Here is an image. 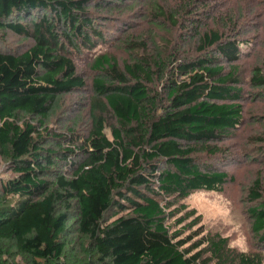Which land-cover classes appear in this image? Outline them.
Masks as SVG:
<instances>
[{"label": "trees", "instance_id": "trees-1", "mask_svg": "<svg viewBox=\"0 0 264 264\" xmlns=\"http://www.w3.org/2000/svg\"><path fill=\"white\" fill-rule=\"evenodd\" d=\"M103 1L122 0H0V33L29 40L0 50V156L13 173L0 180V264L16 256L28 264H260L259 255L204 232L184 203L194 190L221 192L228 180L199 155L216 153V143L242 124L235 36L198 30L201 54L175 70L173 77L187 76L169 81L166 99L149 86L165 71L162 58L121 68L96 54L91 67L99 76L81 141L47 127L59 97L87 87L75 53L104 40L91 11L106 10ZM150 12L155 20L166 14L161 6ZM250 81L263 91L259 66ZM105 112L114 119L110 135ZM248 199L258 202L247 208L252 231L264 237L259 179ZM77 244L83 254L73 255Z\"/></svg>", "mask_w": 264, "mask_h": 264}, {"label": "rangeland", "instance_id": "rangeland-1", "mask_svg": "<svg viewBox=\"0 0 264 264\" xmlns=\"http://www.w3.org/2000/svg\"><path fill=\"white\" fill-rule=\"evenodd\" d=\"M256 0H122L119 3L103 1L106 10L91 9L95 15L104 40L90 52L75 53L78 73L84 76L87 87L81 91L62 94L53 104L46 122L50 132L67 135L74 132L83 138L89 123V106L92 96L91 82L99 76L91 67L96 54L107 53L116 59L122 68L134 60L162 58L165 71L150 82L154 90L166 99L170 80L180 82L187 75L175 70L183 62H191L201 54L196 41L197 31L219 30L222 34L235 36L240 45V54L234 61L241 88L242 124L233 133L216 143V153L199 155L209 167L223 169L228 180L221 192L194 190L185 199L187 210H194L204 232H217L227 237L228 243L237 251L257 254L264 264V237L252 231L247 213L254 206L248 192L256 179L261 181L264 193V88L251 85L253 67L264 71V2L256 6ZM251 5L253 8L249 7ZM161 6L167 14L152 19L150 9ZM111 9H110V8ZM104 8V7H103ZM187 8V9H186ZM176 11V12H175ZM174 20V21H173ZM172 22L176 24H172ZM28 39L12 32L0 33V50L24 48ZM138 45H132V44ZM232 64V63H231ZM230 63H225V71ZM105 133L110 135L109 124L114 119L108 112ZM13 173L0 156V180L11 178ZM17 196H10L14 202ZM73 255L83 254L80 244L73 246ZM12 264H28L26 257L16 256Z\"/></svg>", "mask_w": 264, "mask_h": 264}]
</instances>
